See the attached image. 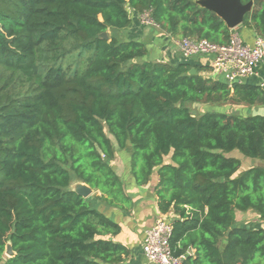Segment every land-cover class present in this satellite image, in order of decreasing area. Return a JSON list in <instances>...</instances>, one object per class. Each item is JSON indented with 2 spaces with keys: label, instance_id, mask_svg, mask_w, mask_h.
Returning a JSON list of instances; mask_svg holds the SVG:
<instances>
[{
  "label": "trees",
  "instance_id": "obj_1",
  "mask_svg": "<svg viewBox=\"0 0 264 264\" xmlns=\"http://www.w3.org/2000/svg\"><path fill=\"white\" fill-rule=\"evenodd\" d=\"M253 1L242 25L264 38V0ZM132 11L173 37L231 33L197 0H0V264H123L120 225L72 188L130 210L113 166L122 151L138 185L158 173L182 264H264V228L235 226L236 210L264 220V166L241 171L231 155L264 162V115L189 106L264 105V89L149 59L146 42L121 35Z\"/></svg>",
  "mask_w": 264,
  "mask_h": 264
},
{
  "label": "crops",
  "instance_id": "obj_2",
  "mask_svg": "<svg viewBox=\"0 0 264 264\" xmlns=\"http://www.w3.org/2000/svg\"><path fill=\"white\" fill-rule=\"evenodd\" d=\"M131 17L132 22L128 27L122 30V37L146 42L149 49V59L173 63L186 62L193 66L208 67L209 69L201 71L203 76L214 79L222 78L218 72L214 71L211 57L196 55L187 58L182 54L176 43L179 37H173L167 34L160 29V27L144 25L141 22L140 14L135 11H132ZM239 32H241L243 39L249 44H253L258 37L253 29L247 27L242 28ZM244 83L256 85L264 89V61L260 63L258 67V74L246 78ZM243 106H247L245 112L249 114L264 115V105L250 106L243 104ZM122 156V153H117L113 161V166L118 175L123 179L125 192L133 201L132 208L128 211H124L103 203L97 199L100 192L94 189H92L88 197H91L94 207L104 212L109 218L120 225V232L112 236V238L129 250V255L123 264H156L148 261L143 253V240L146 231L153 226L158 218H164L173 222L175 219L180 218V215L175 213L172 209L166 213L161 212L159 198L156 193V188L159 183L158 173L155 172L152 175L149 183L138 185L131 174L130 157L124 156L123 158ZM239 159L241 160V158ZM241 162V171L253 166H264V162L260 160L249 162L241 160ZM121 164H123V168ZM157 170L158 168L155 171ZM235 226L260 229L264 228V220L253 210H236ZM190 251L191 253L195 252L194 249Z\"/></svg>",
  "mask_w": 264,
  "mask_h": 264
},
{
  "label": "built area",
  "instance_id": "obj_3",
  "mask_svg": "<svg viewBox=\"0 0 264 264\" xmlns=\"http://www.w3.org/2000/svg\"><path fill=\"white\" fill-rule=\"evenodd\" d=\"M144 25L159 27L148 12L140 14ZM182 54L189 58L196 55H206L212 58L214 71L230 87L242 84L250 76L258 74V67L264 61V38L257 37L253 44L247 43L240 32L231 29L229 40L224 44L207 39L191 37L178 38L176 41ZM173 222L158 218L145 234L143 253L146 259L156 264H182L183 256H174L171 247Z\"/></svg>",
  "mask_w": 264,
  "mask_h": 264
},
{
  "label": "water",
  "instance_id": "obj_4",
  "mask_svg": "<svg viewBox=\"0 0 264 264\" xmlns=\"http://www.w3.org/2000/svg\"><path fill=\"white\" fill-rule=\"evenodd\" d=\"M197 3L215 12L226 24L229 29H235L238 26L242 25L245 17L249 14L254 6V1L250 0L247 3H244L242 0H197ZM103 37L108 39V33H103ZM191 74H196V68L190 70ZM77 187H72L83 197H88L92 192V189L88 184L83 182L75 181ZM5 254L8 257H11L15 254L11 243L6 247Z\"/></svg>",
  "mask_w": 264,
  "mask_h": 264
},
{
  "label": "rangeland",
  "instance_id": "obj_5",
  "mask_svg": "<svg viewBox=\"0 0 264 264\" xmlns=\"http://www.w3.org/2000/svg\"><path fill=\"white\" fill-rule=\"evenodd\" d=\"M239 28V29H238ZM244 28V25H240L238 26L236 29H238L239 31ZM241 34V32H240ZM123 35V31H122V34ZM242 36V34H241ZM164 62V61H163ZM190 108L192 109V111L196 114V115H199L201 113H203L204 111H207V110H218V111H227V112H237V113H240V114H243V115H248L249 113L245 112L247 109V106H243V104H237L233 101H230L224 105H207V104H189ZM122 157L124 158V156H129L130 157V154L126 151H122ZM231 155L232 156H235V157H239L241 158V160H245L246 162H249V161H253L255 159H252V158H249V157H246L245 155H243L239 150H234L231 152ZM171 154L169 156H166L165 157V162H171ZM122 168H123V164H121ZM72 187H77V184L76 183H73L72 184ZM6 257H8L6 254H5Z\"/></svg>",
  "mask_w": 264,
  "mask_h": 264
}]
</instances>
